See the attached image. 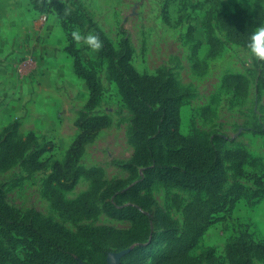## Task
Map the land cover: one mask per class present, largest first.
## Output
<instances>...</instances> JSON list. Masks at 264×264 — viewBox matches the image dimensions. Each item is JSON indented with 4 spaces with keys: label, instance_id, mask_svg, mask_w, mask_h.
Listing matches in <instances>:
<instances>
[{
    "label": "rangeland",
    "instance_id": "1",
    "mask_svg": "<svg viewBox=\"0 0 264 264\" xmlns=\"http://www.w3.org/2000/svg\"><path fill=\"white\" fill-rule=\"evenodd\" d=\"M58 1L75 21L64 29L56 11L35 0H0V70L32 71L21 81L0 78V144L7 134L30 139L22 157L0 168L2 199L43 230L67 231L54 235L86 264H154L169 243L183 251L176 264H229L234 239L264 242V60L249 54L234 25L248 20L253 32L264 25V0ZM95 28L115 51L129 52L140 74L163 72L175 83L180 131L219 153L218 193L238 191L231 202L208 214L211 196L154 179L136 162L135 116L107 59L71 35ZM67 44L73 57L63 52ZM73 59L100 83L92 107ZM81 115L108 123L70 154ZM41 149L34 169L30 157ZM109 200L113 209L133 207L136 218L114 214Z\"/></svg>",
    "mask_w": 264,
    "mask_h": 264
},
{
    "label": "trees",
    "instance_id": "2",
    "mask_svg": "<svg viewBox=\"0 0 264 264\" xmlns=\"http://www.w3.org/2000/svg\"><path fill=\"white\" fill-rule=\"evenodd\" d=\"M39 3L42 4L39 9L43 12L56 11L63 29L67 24L75 22L70 13L62 9L58 0H35V6ZM234 25L241 32V37L237 39L248 44L253 33L252 25L248 20L234 22ZM94 33L99 34L103 41L98 54L107 59L111 78L135 116L133 140L137 146L136 162L149 165V174L154 179L202 190L211 196L213 207L208 214L231 202L238 196V191L234 192L233 189L227 195L218 193L225 180L223 161L219 153L180 131L179 92L175 83L166 79L163 72L155 75L140 74L129 62L127 50L115 51L100 29L95 28ZM64 50L73 57L74 51L70 44ZM73 69L77 76L84 79L87 86L89 97L86 106H94L100 93L96 74L81 65L78 59H73ZM78 123L80 132L69 148L70 154L76 153L95 131L106 126L108 119L105 115H81ZM29 147L28 137L7 134L0 144V168L11 165ZM41 151L42 149L38 150L30 157L34 169L41 165V162L35 160ZM56 166L60 168L58 164ZM80 172L75 171L73 177ZM230 195L233 197L228 198ZM113 206L110 200L105 202V207L112 208L114 214L130 220L136 218L133 207L127 205L113 209ZM108 231L105 228L101 232L106 234ZM56 233L65 236L68 234L55 225H48L47 230L37 227L19 216L0 196V264H86L80 250L61 241L58 235H54ZM191 244L192 241L187 247ZM181 254L183 251L180 247L169 243L167 250L154 264H176V258ZM226 254L229 264H252V255L264 260V242L240 236L227 245Z\"/></svg>",
    "mask_w": 264,
    "mask_h": 264
},
{
    "label": "clouds",
    "instance_id": "3",
    "mask_svg": "<svg viewBox=\"0 0 264 264\" xmlns=\"http://www.w3.org/2000/svg\"><path fill=\"white\" fill-rule=\"evenodd\" d=\"M71 35L76 42H83L93 52L100 50L103 46V41L97 33L82 34L79 30H75ZM248 49L251 56L264 60V25L251 34Z\"/></svg>",
    "mask_w": 264,
    "mask_h": 264
},
{
    "label": "crops",
    "instance_id": "4",
    "mask_svg": "<svg viewBox=\"0 0 264 264\" xmlns=\"http://www.w3.org/2000/svg\"><path fill=\"white\" fill-rule=\"evenodd\" d=\"M63 52L66 53L65 50ZM72 68H73V62H72ZM8 70H10V69H8ZM8 70L5 68H2L0 70V78H3V79L8 78V79H10V81H14V80L21 81L23 78H25L27 76L28 73L32 72V71L30 72V70H28V69H24V67L17 69L15 66H14V69H12L10 71H8Z\"/></svg>",
    "mask_w": 264,
    "mask_h": 264
},
{
    "label": "built area",
    "instance_id": "5",
    "mask_svg": "<svg viewBox=\"0 0 264 264\" xmlns=\"http://www.w3.org/2000/svg\"><path fill=\"white\" fill-rule=\"evenodd\" d=\"M43 18H45V16H43Z\"/></svg>",
    "mask_w": 264,
    "mask_h": 264
}]
</instances>
